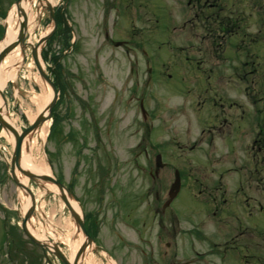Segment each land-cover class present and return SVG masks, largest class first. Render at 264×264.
Here are the masks:
<instances>
[{"label":"rangeland","instance_id":"1","mask_svg":"<svg viewBox=\"0 0 264 264\" xmlns=\"http://www.w3.org/2000/svg\"><path fill=\"white\" fill-rule=\"evenodd\" d=\"M19 1L0 0V44ZM45 1L26 0L35 16L24 28L20 12L14 16V28L24 29L20 61L12 55L17 41L0 63L1 76L11 55L16 71L13 80L0 85V264H71L68 238L80 242L82 264H167L174 253L179 260L189 259L217 243L226 248L222 253L230 264H264V182L253 171L264 167V0H53L61 23L57 30ZM204 5L206 16L193 17ZM206 18L205 39L201 19ZM67 27L74 30V52H68L72 47L63 35ZM114 40L121 41L120 47ZM57 60L69 97L64 103L52 94L38 112L44 89L54 93L47 78L57 80L52 74ZM92 71L102 73V81L96 83ZM86 93L95 96L94 103L101 98L104 105L94 109L105 115L97 123L84 120L79 129L78 107L69 108L72 100L88 104ZM2 118L18 134L33 128L24 139L45 124L46 142L42 137L35 158L45 159L51 170L46 176L67 187L85 216L112 191L100 232L84 225L96 236L95 244L85 242L83 228L64 203L67 193L57 184L47 189L54 183L23 172L27 191L17 184L12 174L16 140ZM259 141L261 161H255ZM157 156L163 166H157ZM176 172L182 193L164 215ZM28 198L31 205L23 213ZM155 208L164 219L160 225L150 219ZM25 218L32 235L29 227L44 236L34 235L40 244L24 235ZM208 257L220 262V256Z\"/></svg>","mask_w":264,"mask_h":264},{"label":"bare ground","instance_id":"2","mask_svg":"<svg viewBox=\"0 0 264 264\" xmlns=\"http://www.w3.org/2000/svg\"><path fill=\"white\" fill-rule=\"evenodd\" d=\"M42 1L46 2L45 0H42ZM53 2H54L53 0H48L47 4L48 3L51 4ZM32 6L33 5H30V3L26 2V0H22V2L20 3V8L24 10V13H20L19 22L20 21L23 22L25 20L24 22L26 23V25L24 23L23 24L24 27L28 26L29 23L33 22L32 20L34 19L35 11H33ZM18 12H19L18 8H17V6H15L14 9L9 14V17L7 19L8 27H7L6 38L4 39V41L1 42L0 49L2 47H4L8 42L15 39L19 33L18 30H16L14 28L15 23H16V18L14 16H16V14ZM14 54H17L15 58H17V60L20 61L21 54H20V47L19 46H17L16 49L12 51V55H14ZM13 60L14 59H12V56L9 55L6 57V60L3 63L4 67L2 68V74L0 76V85L2 87H4L6 85V83L9 79L13 80L16 76L15 68L11 67V66H13V64L11 65ZM7 66H10L8 70L6 69ZM5 72H7V73L5 74ZM44 90L45 91H44L43 95H41L40 100H39L38 112H40L44 108V106L51 99L52 94H53L52 91H50L51 89L49 90L47 87ZM3 118L5 119L6 117L4 116ZM3 118H2V121L5 122V120ZM34 119H35V117L32 116L30 118V122H33ZM45 127L46 126L44 124V126H42V128L39 131L35 130L34 134L25 138L24 142H23V161H22L21 167H22V169H25L27 171H30L31 173L39 174V175H51V170H50L48 164L46 163L45 159L41 158L38 161L35 158L37 153L41 152L40 140L42 139V137H43L44 141L46 140L47 131H46ZM3 133H5V131ZM13 138H14V136H13ZM44 141H43V143H44ZM15 174L18 176V179L20 182L24 183L26 186L29 185L28 178L21 175V172L18 169L15 170ZM47 185L48 184H46V186H45L47 189H54V188L56 189V187L54 185H48V186ZM70 203L72 204L73 207H75L78 210V207L76 206L75 202H73L71 200ZM30 205H31V199L28 198L27 202L25 201V204L23 205V209H22L23 213H26V211L28 210ZM29 228L31 229V231L34 233L35 236L39 237L40 239L41 238L45 239L44 236L40 237L39 234H37L31 227H29ZM39 238H38V240H39ZM81 240H82V237H81ZM66 241L71 248V256L70 257H72V258H71L70 262L73 263V261L75 262L74 258L77 255V251H78L80 242L78 240H73V239H69V238L66 239ZM84 262H85V255L82 256L81 260H79V264H82Z\"/></svg>","mask_w":264,"mask_h":264},{"label":"flooded vegetation","instance_id":"3","mask_svg":"<svg viewBox=\"0 0 264 264\" xmlns=\"http://www.w3.org/2000/svg\"><path fill=\"white\" fill-rule=\"evenodd\" d=\"M208 1L209 0H206V3L208 4ZM199 2V1H198ZM206 4V5H207ZM206 5H204L203 7H201V14H202V16H206L205 14H204V8L206 7ZM196 8V7H195ZM200 15V13H199V11L197 10V12H196V17H198ZM201 23L202 24H204V28H206V30H207V25H208V23H209V19L208 18H206V19H201ZM209 32H208V30L206 31V33L205 34H208ZM208 36H209V34H208ZM107 40H108V37H107ZM93 86H95V85H93ZM86 95V97H85V99L88 101V104H86V103H81V104H79V103H75V100H74V102H73V100L71 101V103H70V110L71 111H73V109H74V107H78L77 109H76V119H75V122H76V124H77V126H78V128L79 129H81V127H82V125H83V123H84V120H88V122L90 123V124H92V121H91V119L93 118V120H94V122H98V120L99 121H101V120H104V113L102 112L99 116L97 115V111H95V109L94 108H97V107H101V106H103L104 105V103L101 101V103H99L100 102V100H101V98H100V100H99V102L98 103H94V100H95V96H93V94L92 93H86L85 94ZM116 98H117V96H116ZM116 98H115V100H116ZM75 110V109H74ZM92 115H93V117H92ZM106 118H109L108 117V115H107V117ZM243 118V117H242ZM90 119V120H89ZM111 121H112V118H110V120H109V123H111ZM106 123V122H105ZM95 124V123H94ZM112 124V123H111ZM110 124L107 126V128H106V131L107 132H109L110 131ZM96 142H98V144H100V142H101V140L98 138L97 140H96ZM261 142L262 141H259V145H258V147H259V150L256 152V154L259 156V160H261L260 159V155H261V150H262V144H261ZM116 163L117 164H120L119 163V161H116ZM256 175H258V176H261L262 177V182H264V167L263 168H261L260 170H256V173H255ZM250 178H252L253 179V176L251 175L250 176ZM261 182V183H262ZM108 193H112V191H109V192H106V193H104L103 194V196H102V203L99 205V206H101V207H99L98 208V206H96L95 207V209L94 210H90V211H88L86 214H87V216H85V224H86V222H88V226L90 227V229H93V231H92V233L93 234H97V232L99 233V229H100V226H102V225H104L105 223H107L106 222V218H107V216H108V210H109V200H108V196H109V194ZM81 203V202H80ZM104 205H107L108 206V208H105V206ZM165 205V208L163 209V213H164V215H165V213H166V211H167V207L168 206H170V205H168V204H164ZM81 206H82V208L84 207L83 206V204L81 203ZM122 208V207H121ZM121 208H120V210H121ZM170 209V208H169ZM154 210H156L155 212H156V216H151V220H153V218H155V220H157L156 221V223H157V225L159 224L160 225V223L161 222H163L164 221V219H162L161 218V216H160V214L158 215V210L155 208ZM174 216V215H173ZM172 218V217H171ZM174 219H178L176 216H174ZM163 220V221H162ZM154 222V221H153ZM171 224L173 225V227H174V225L176 224V221H171ZM96 229H97V232H96ZM160 229V228H159ZM90 232V231H89ZM174 232H175V234L174 235H176V229L174 230ZM91 232H90V234L95 238L96 236L95 235H93ZM201 237H202V233L201 234H199ZM160 233H159V238H160ZM227 239V241L229 242V239L228 238H226ZM148 240V239H147ZM148 242H150V240H148ZM220 242H223V240L222 241H220ZM170 244L168 243V245L167 246H169ZM234 247V246H233ZM235 248V247H234ZM223 251H219L217 254H216V256H220L221 258H223L224 257V253H222ZM154 252L153 251H151V253H150V255H152ZM196 254H197V252H195ZM184 254H186L185 252H184ZM175 255H176V257H175ZM179 255V253L177 252V253H174V256L173 257H171L170 256V261L168 262L167 261V264H192L193 263V261L191 260V259H183V260H179L180 258H177V256ZM212 255H214V254H212ZM154 256V255H153ZM167 256V255H166ZM165 256V259L167 258ZM223 264V263H222Z\"/></svg>","mask_w":264,"mask_h":264},{"label":"water","instance_id":"4","mask_svg":"<svg viewBox=\"0 0 264 264\" xmlns=\"http://www.w3.org/2000/svg\"><path fill=\"white\" fill-rule=\"evenodd\" d=\"M22 2V0H20L19 2H17L16 3V6H17V8H18V11L21 13L22 11H23V9H21L20 8V3ZM48 9L50 10V13H51V15H52V6H50V3H48ZM18 12V13H19ZM22 13H24V12H22ZM25 21V20H24ZM20 23L22 24H24L25 22H22V21H20ZM23 24H22V26H23ZM23 28H24V26H23ZM22 31H24V29L22 30V29H20L19 28V33H18V35H17V39L14 41V43H9V44H7L1 51H0V63L2 62V60H3V58L6 56V54L7 53H9L11 50H12V48L14 47V45L16 44V42L17 41H20V44H19V46L21 47V49H23V38H22V36H23V33H22ZM45 42H46V40H44V41H42L40 44H39V48L38 49H41L42 47H43V45L45 44ZM37 52V51H36ZM38 54V53H37ZM34 58H35V60L38 62V64H39V61H38V58H37V56H36V53H34ZM40 65V64H39ZM40 70H41V68H40ZM41 72H42V70H41ZM40 120H41V118H39ZM40 120H38L36 123H35V125H34V127H36V126H38V124L40 123ZM1 124L7 129V130H9V131H11L13 134H14V136H15V140H16V142H15V160H14V163H13V167H12V174H13V178L16 180V182H17V184L21 187V189H23V190H26L27 191V188H26V186L25 185H23L22 183H20V181L18 180V178H17V176H16V174H15V167L20 171V172H23L25 175H27L30 179H32V178H38V179H40V178H42V180H47V181H50V182H53L54 184H57V186L61 189V191H63V190H65V188L61 185V184H59V183H56L53 179H51V178H49V177H47V176H42V175H38V174H34V173H31L30 171H27V170H23L22 169V167H21V164H20V159H21V145H22V141H23V139H24V137L28 134V133H31L32 132V129H30V130H26V131H24L21 135H19L16 131H15V129L10 125V124H8L7 122H4V121H1ZM29 191V190H28ZM66 191V190H65ZM67 192V194H68V196L69 197H72V195H71V193L67 190L66 191ZM64 201H65V203H66V205L68 206V208H71V212H72V214L75 216V218H76V221H77V223H78V226L79 227H81V228H83V224H82V220L80 219V217H79V215H77L76 213H75V211H74V209L72 208V206L70 205V203H69V200H68V198L64 195ZM28 220V218H26V221ZM26 221L23 223V229H24V231H25V233H26V235L30 238V239H32L34 242H36L37 244H40L31 234H30V232L28 231V229H27V226H26ZM80 254H81V252H80ZM77 261L78 260H76V262H75V264L77 263Z\"/></svg>","mask_w":264,"mask_h":264}]
</instances>
